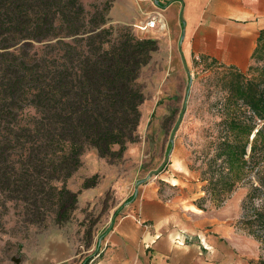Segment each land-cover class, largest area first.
I'll return each mask as SVG.
<instances>
[{
	"label": "trees",
	"instance_id": "16d2710c",
	"mask_svg": "<svg viewBox=\"0 0 264 264\" xmlns=\"http://www.w3.org/2000/svg\"><path fill=\"white\" fill-rule=\"evenodd\" d=\"M107 8L91 14L82 0H0V186H48L59 222L77 207L79 192L68 188L67 179L81 165L84 150L90 146L102 157L121 156L137 141L145 100L139 77L159 49L158 39L138 36V28L105 26ZM47 38H58V52L41 65L31 45ZM253 58L251 78L228 67L233 77L218 135L193 167L203 182L205 195L196 202L202 209L203 201L220 207L240 184L248 185L242 209H252L253 215L242 223L259 238L258 230H264V29ZM29 107L34 115L26 113ZM90 186L85 180L83 187Z\"/></svg>",
	"mask_w": 264,
	"mask_h": 264
},
{
	"label": "rangeland",
	"instance_id": "374dc122",
	"mask_svg": "<svg viewBox=\"0 0 264 264\" xmlns=\"http://www.w3.org/2000/svg\"><path fill=\"white\" fill-rule=\"evenodd\" d=\"M82 1L91 14L108 7L105 26L132 31L138 27L114 21L110 13L113 0ZM95 18L101 20L100 13ZM136 34L158 37L150 31ZM57 39L32 41V52H37L41 65L43 58H56ZM157 39L159 49L139 77L145 100L140 105L138 139L128 143L121 156L102 157L90 146L84 150L81 165L67 179L68 188L79 192L77 207L68 220H57V205L48 186L35 184L19 190L14 185L11 190L0 186V264H84L121 207L131 204L150 181L158 184L160 195L166 198L198 202L205 195L200 171L193 166L200 165L204 151L218 135L233 73L213 62L186 61L177 45ZM241 72L247 78L254 76L250 68ZM26 113L34 115L35 110L29 107ZM85 180L92 186L83 187ZM247 192L244 183L220 207L203 201L219 220L216 228L230 226L234 231L237 264H257L264 259V230H258V238L242 223L253 215L252 209H242Z\"/></svg>",
	"mask_w": 264,
	"mask_h": 264
},
{
	"label": "crops",
	"instance_id": "0c3cea01",
	"mask_svg": "<svg viewBox=\"0 0 264 264\" xmlns=\"http://www.w3.org/2000/svg\"><path fill=\"white\" fill-rule=\"evenodd\" d=\"M110 13L122 24L157 14L148 31L177 45L184 60L240 71L254 62L264 29V0H113ZM214 214L190 198L161 196L150 181L121 207L88 264H237L234 231L216 228Z\"/></svg>",
	"mask_w": 264,
	"mask_h": 264
},
{
	"label": "built area",
	"instance_id": "2783aa9c",
	"mask_svg": "<svg viewBox=\"0 0 264 264\" xmlns=\"http://www.w3.org/2000/svg\"><path fill=\"white\" fill-rule=\"evenodd\" d=\"M158 22H159V15L152 14L147 18L145 22L138 24L137 28L140 31H148L149 29H153L157 27Z\"/></svg>",
	"mask_w": 264,
	"mask_h": 264
},
{
	"label": "water",
	"instance_id": "95a60500",
	"mask_svg": "<svg viewBox=\"0 0 264 264\" xmlns=\"http://www.w3.org/2000/svg\"><path fill=\"white\" fill-rule=\"evenodd\" d=\"M173 137H174V136H173ZM173 137H172V138H173ZM152 174H157V171H153ZM152 174H151V175H152Z\"/></svg>",
	"mask_w": 264,
	"mask_h": 264
}]
</instances>
